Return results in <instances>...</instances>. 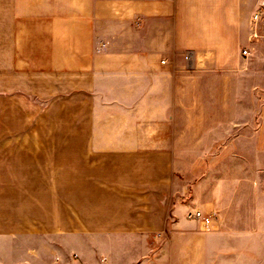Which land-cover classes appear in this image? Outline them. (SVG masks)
I'll return each mask as SVG.
<instances>
[{
  "label": "crops",
  "instance_id": "1",
  "mask_svg": "<svg viewBox=\"0 0 264 264\" xmlns=\"http://www.w3.org/2000/svg\"><path fill=\"white\" fill-rule=\"evenodd\" d=\"M25 1L0 27V71L53 96L69 134L0 137V264H239L237 188L214 165L175 163L221 159L227 122L192 99L207 75L221 79L224 40L185 33L251 27L260 0ZM193 48L203 55L190 69ZM192 208L219 214L213 227L188 219Z\"/></svg>",
  "mask_w": 264,
  "mask_h": 264
},
{
  "label": "rangeland",
  "instance_id": "2",
  "mask_svg": "<svg viewBox=\"0 0 264 264\" xmlns=\"http://www.w3.org/2000/svg\"><path fill=\"white\" fill-rule=\"evenodd\" d=\"M23 1L0 0V27H15L12 20L18 16L16 5ZM210 28L211 31H188L185 37L191 44L197 45L204 43L205 36H210L211 39H207L210 43L218 35L224 40L225 46L220 49V54L227 63L211 69L222 72L221 79H212L207 75L202 82L205 95L192 97L207 107H217L210 114L227 121L217 129L220 132L221 159H178L175 163L179 171L188 167L195 174L210 170L214 165L221 173L222 183L237 188V199L233 201L236 208L231 209L229 215L240 216L246 222L228 226L248 230L246 240L238 241V263L264 264V19L258 22V37L251 38V27H236L234 30L231 27ZM0 47L2 67L5 50L1 42ZM245 48L247 54L242 52ZM199 50L197 56H202L203 49ZM233 53L240 58L238 66L230 62ZM53 103V96L23 93L20 79H8L0 71V137L69 134L68 121L62 120L63 113L52 111ZM234 131L237 142L232 138L234 142L228 144L227 140ZM0 163H5V160H0ZM237 178L238 184L235 185ZM211 215L212 222L219 216L215 213Z\"/></svg>",
  "mask_w": 264,
  "mask_h": 264
},
{
  "label": "built area",
  "instance_id": "3",
  "mask_svg": "<svg viewBox=\"0 0 264 264\" xmlns=\"http://www.w3.org/2000/svg\"><path fill=\"white\" fill-rule=\"evenodd\" d=\"M264 19V0H260L257 7L254 9L251 15V38L252 37H258V32H257V25L258 22ZM244 54L248 53V50L245 48L242 51ZM184 61L185 64L188 68H191L194 66L196 57H197V52L195 49H187L184 51ZM162 64L165 63V59H162L160 61ZM186 217L190 220L197 221L201 224L202 228L205 230H209L213 227V222H212V215L203 212L199 208H192L189 209L186 212Z\"/></svg>",
  "mask_w": 264,
  "mask_h": 264
}]
</instances>
